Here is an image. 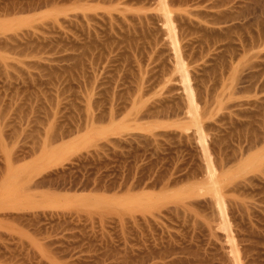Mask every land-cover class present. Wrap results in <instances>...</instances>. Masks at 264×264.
I'll use <instances>...</instances> for the list:
<instances>
[{"label":"rangeland","instance_id":"1","mask_svg":"<svg viewBox=\"0 0 264 264\" xmlns=\"http://www.w3.org/2000/svg\"><path fill=\"white\" fill-rule=\"evenodd\" d=\"M0 264H264V0H0Z\"/></svg>","mask_w":264,"mask_h":264},{"label":"bare ground","instance_id":"2","mask_svg":"<svg viewBox=\"0 0 264 264\" xmlns=\"http://www.w3.org/2000/svg\"><path fill=\"white\" fill-rule=\"evenodd\" d=\"M8 39H9V37H8ZM11 42V41H10ZM9 46V45H8ZM44 183V182H43ZM38 185H39V183H38ZM28 188V187H27ZM15 190V189H14ZM11 191V190H10ZM12 192V191H11ZM14 192V191H13ZM10 195V194H9Z\"/></svg>","mask_w":264,"mask_h":264}]
</instances>
